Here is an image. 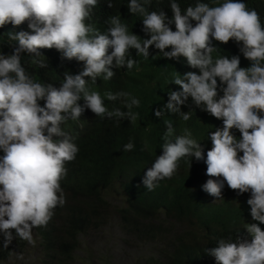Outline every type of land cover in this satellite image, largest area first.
<instances>
[{"label":"clouds","instance_id":"1","mask_svg":"<svg viewBox=\"0 0 264 264\" xmlns=\"http://www.w3.org/2000/svg\"><path fill=\"white\" fill-rule=\"evenodd\" d=\"M257 1L264 4V0L215 4L196 0L182 10L177 0H169V18L163 9L150 10L152 0H128L129 12L142 19L146 37L142 38L129 33L119 15L107 18L103 32L89 23L98 0H0V34L8 37L13 49L10 54L0 52V250L14 239L34 247L33 229L46 228L54 210L67 202L61 181L68 173L66 163L76 159L79 147L62 124L78 120L86 108L101 118L137 121L139 113L133 111L140 106L137 97L123 90L102 96L89 81L111 80L116 75L113 68L132 70L139 61L130 49L149 57L154 46L166 60L178 62L184 57L191 69L198 70L172 78L170 83L179 88L168 90L166 104L154 109L155 117L162 118L167 111L189 121L194 105L222 120V127L208 131L211 145L205 154L190 129L175 132L172 120L165 119L163 154L145 172L144 187L154 191L159 181L171 179L182 158L203 161L206 168H199L204 175L197 177H209L202 189L215 200L223 198L225 183L238 195L250 193L246 203L251 223L243 227L252 237L250 241L220 238L205 253L216 264H264L260 226L264 224V12ZM106 3L113 7L112 0ZM25 22L30 31L23 29ZM213 41L229 49L239 47L249 65L241 66L240 55L214 57L218 46ZM53 48L62 60L84 62L80 72L64 73L59 88L38 82L22 64V54H27L32 64L47 68L40 50ZM81 99L83 105L78 103ZM105 100L122 107L110 109ZM182 106L189 111H182ZM134 148L131 139L123 145L124 152ZM147 148L145 142L142 150ZM17 259L22 260L23 253Z\"/></svg>","mask_w":264,"mask_h":264},{"label":"trees","instance_id":"2","mask_svg":"<svg viewBox=\"0 0 264 264\" xmlns=\"http://www.w3.org/2000/svg\"><path fill=\"white\" fill-rule=\"evenodd\" d=\"M127 2L128 0H112L113 7L108 8L106 0H98L89 23L103 32L107 27V18L119 15L129 33L146 38L142 31L141 17L129 12ZM177 2L183 10L189 4H195L196 0ZM203 2L215 4L222 0ZM168 5L169 0H152L150 10L163 9L171 18ZM257 7L264 12L261 1H257ZM22 27L30 31L27 22ZM171 27L175 30L174 24ZM213 43L218 46L213 53L214 57L240 55L241 66L249 65L250 62L239 52V47L229 49L219 42ZM12 50L8 45V37L0 34V52L10 54ZM111 50L109 48V53ZM40 51L44 54L42 58L46 60L47 68H39L30 62L31 57L22 54L23 66L38 82L53 83L59 88L65 72L76 74L83 68L84 62L62 60L61 53L55 48ZM157 52L153 46L150 48V56L144 57L137 56L136 50L130 49L131 56L139 61L132 70L113 68L116 75L111 80L98 78L96 84L89 81V87L99 91L102 96L109 90H123L137 97L140 106L133 108L134 112L139 113L135 123L127 119L117 121L101 118L86 108L78 120H68L61 125L72 142L78 145L79 152L74 161L66 163L68 173L61 181L66 204L54 210L55 214L46 228L33 229L36 247L41 254L40 261L43 263L63 264L72 261L80 248L81 237L110 225L113 220L126 233L132 232L135 239L151 247L145 264H216L215 259L205 253V249L217 246L218 239L235 240L240 237L251 240L252 237L243 227L246 222L251 223L250 206L246 203L250 193L238 195L237 191L230 189L225 183L223 198L215 200V197L202 189L209 177H197L204 175V171L199 168H206L203 161L182 158L178 162V171L171 179L159 181L154 191H148L144 187L142 181L145 172L152 166L155 157L163 154L161 145L165 119L172 120L175 132L183 134V129H190L193 138L201 140L205 154L211 145L207 137L208 131L222 127V120L208 115L194 105L189 121H183L178 115L167 111L162 118L155 117L154 109L166 104L168 90L179 88L170 83L172 78L187 71H198L191 69L184 57L178 62L168 61ZM104 102L110 109L122 107L118 102ZM78 103L83 105L84 100L81 99ZM122 110L127 111L126 108ZM182 111H189V107L182 106ZM232 131L239 138L238 130ZM130 139L135 148L124 152L123 145ZM145 142L148 148L142 150ZM0 155L3 153L0 152ZM114 186L116 188L110 193ZM113 194H116L120 205L122 204L116 205L115 209L119 215L118 221L111 212L115 205L109 202V197H113ZM260 226L264 229V224ZM2 240L0 234V245ZM26 243L14 239L7 249L0 250V264H8L10 257L21 253Z\"/></svg>","mask_w":264,"mask_h":264},{"label":"rangeland","instance_id":"3","mask_svg":"<svg viewBox=\"0 0 264 264\" xmlns=\"http://www.w3.org/2000/svg\"><path fill=\"white\" fill-rule=\"evenodd\" d=\"M116 186L110 190V193ZM109 202L115 205L111 212L113 218L118 221L119 215L115 209L116 205H120V199L113 194V197H109ZM131 233H126L113 220L110 225L90 231L87 236L81 237L80 248L73 260L63 264H145L151 247L135 239ZM21 253H23L22 260L17 259L16 254L10 257L8 264H45L40 261L41 254L36 245L33 247L26 243Z\"/></svg>","mask_w":264,"mask_h":264}]
</instances>
